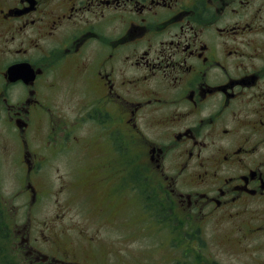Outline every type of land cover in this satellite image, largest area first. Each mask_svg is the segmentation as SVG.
Segmentation results:
<instances>
[{"label":"flooded vegetation","instance_id":"obj_1","mask_svg":"<svg viewBox=\"0 0 264 264\" xmlns=\"http://www.w3.org/2000/svg\"><path fill=\"white\" fill-rule=\"evenodd\" d=\"M0 124L4 264H264V0H0ZM78 149L84 194L45 187Z\"/></svg>","mask_w":264,"mask_h":264},{"label":"rangeland","instance_id":"obj_2","mask_svg":"<svg viewBox=\"0 0 264 264\" xmlns=\"http://www.w3.org/2000/svg\"><path fill=\"white\" fill-rule=\"evenodd\" d=\"M56 106L59 105L56 104ZM14 132L16 131H14L13 128L8 129L5 128L2 124H0V212L4 211L2 209L4 203L7 206H10L12 204H15V200L19 201L20 195L19 193H17L19 192V186H17V184H19V181L24 178L25 174V172L23 171L24 168H21V147L16 139ZM28 137H25V139L28 138L27 148L32 153H42L48 158L49 154L52 153V150L50 149L51 147L46 148L45 150L43 149L45 135L41 134L38 128L36 127L33 133L30 134ZM83 155L84 150L82 151L78 149L77 151H64L58 154L56 157L49 159V165L46 167L45 170H43V176L40 177L42 180H44L41 181L43 182V185L45 187H49L50 185H52V189L57 191L59 185L65 182L72 183L73 181H75L79 182V184L81 185L79 193L83 195L85 190H87L88 188L89 179L91 180L93 178L89 175L87 171L88 167L86 165V162L84 161ZM38 184L41 183L38 182ZM4 194H6V196ZM2 195L5 196L7 203L1 199ZM62 196L63 197L61 198V200L67 197V192L64 191L62 193ZM99 196L102 197V194L100 193ZM42 204L44 205V210L50 211L49 200H47V202H42ZM35 210L38 211L41 209L36 208ZM68 210L74 212L71 208V204L68 207ZM136 246L137 242L129 245L130 248H136ZM238 251L239 249L235 248L234 243H230L228 240H224L223 245H221L220 259L227 261L228 264H234V260L236 259V254L238 253ZM1 253L3 254L6 252L0 250V254ZM0 264H4L1 258ZM237 264H242V260Z\"/></svg>","mask_w":264,"mask_h":264}]
</instances>
